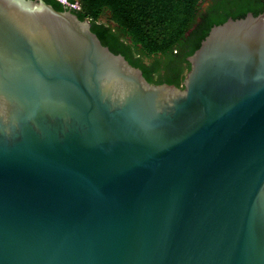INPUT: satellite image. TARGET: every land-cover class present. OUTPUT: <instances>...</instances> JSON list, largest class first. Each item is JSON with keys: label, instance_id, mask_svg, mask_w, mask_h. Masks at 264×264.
I'll return each mask as SVG.
<instances>
[{"label": "water", "instance_id": "1", "mask_svg": "<svg viewBox=\"0 0 264 264\" xmlns=\"http://www.w3.org/2000/svg\"><path fill=\"white\" fill-rule=\"evenodd\" d=\"M91 27L0 0V264H264V13L214 26L183 88Z\"/></svg>", "mask_w": 264, "mask_h": 264}, {"label": "trees", "instance_id": "2", "mask_svg": "<svg viewBox=\"0 0 264 264\" xmlns=\"http://www.w3.org/2000/svg\"><path fill=\"white\" fill-rule=\"evenodd\" d=\"M204 0H81V9L76 11L80 20H89L92 31L102 44L114 54L123 55L129 63L141 68L148 82L154 77L146 71L141 59L129 56L109 36H122L132 47L146 58L159 54L173 53L186 39L187 33L198 23L201 3ZM229 1V2H228ZM212 8L210 15L204 16L197 24L200 33L186 57L192 56L201 46L214 26L224 24L229 19L245 18L249 13L258 16L264 13V0H223ZM214 10H218L215 12ZM109 14L111 24L100 22V17ZM200 31V32H199ZM190 67H188V72ZM187 75V74H186ZM185 79V76L183 77ZM181 79H174L181 87Z\"/></svg>", "mask_w": 264, "mask_h": 264}, {"label": "flooded vegetation", "instance_id": "3", "mask_svg": "<svg viewBox=\"0 0 264 264\" xmlns=\"http://www.w3.org/2000/svg\"><path fill=\"white\" fill-rule=\"evenodd\" d=\"M45 3L53 6L57 11L65 12L71 11L76 13L78 11V7H81V0H43ZM223 0H207L205 5L200 8L199 17L197 22L200 23L204 16L210 15L209 13L212 11V8L216 9L217 5L220 6ZM232 1V0H230ZM229 2V1H228ZM258 0H254L256 4ZM218 12V10H214ZM197 23V24H198ZM197 24L187 33L186 39L182 42L180 48L173 53L168 52L167 54H159L156 56H151L146 58L142 53L132 47L125 39L118 35L113 36L112 34H108V36L119 46L121 47L129 56H134L136 59H141L144 61L143 63L146 65V71L149 75L153 76L154 79L152 82H149L153 85H174L175 83H169L174 79H181L188 73V67L191 68L190 63L188 61L189 57L188 52L191 49V45L194 44L193 39L196 40L200 33H196ZM200 32V31H199ZM142 70L141 68H139ZM143 72V71H142ZM183 81L181 82V88H183Z\"/></svg>", "mask_w": 264, "mask_h": 264}, {"label": "rangeland", "instance_id": "4", "mask_svg": "<svg viewBox=\"0 0 264 264\" xmlns=\"http://www.w3.org/2000/svg\"><path fill=\"white\" fill-rule=\"evenodd\" d=\"M79 11V10H78ZM100 22L102 23H106V24H111L110 19H109V14L108 13H104L101 17H100Z\"/></svg>", "mask_w": 264, "mask_h": 264}, {"label": "built area", "instance_id": "5", "mask_svg": "<svg viewBox=\"0 0 264 264\" xmlns=\"http://www.w3.org/2000/svg\"><path fill=\"white\" fill-rule=\"evenodd\" d=\"M81 9V7H78V10H80Z\"/></svg>", "mask_w": 264, "mask_h": 264}]
</instances>
